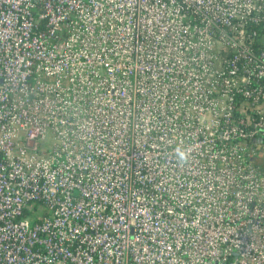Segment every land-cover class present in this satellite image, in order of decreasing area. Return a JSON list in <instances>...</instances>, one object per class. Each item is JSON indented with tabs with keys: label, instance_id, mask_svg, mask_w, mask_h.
<instances>
[{
	"label": "built area",
	"instance_id": "1",
	"mask_svg": "<svg viewBox=\"0 0 264 264\" xmlns=\"http://www.w3.org/2000/svg\"><path fill=\"white\" fill-rule=\"evenodd\" d=\"M0 264H264V0H0Z\"/></svg>",
	"mask_w": 264,
	"mask_h": 264
},
{
	"label": "clouds",
	"instance_id": "2",
	"mask_svg": "<svg viewBox=\"0 0 264 264\" xmlns=\"http://www.w3.org/2000/svg\"><path fill=\"white\" fill-rule=\"evenodd\" d=\"M176 152H177L178 160L180 162H186V160L188 158V153L184 150L179 149V148L176 150Z\"/></svg>",
	"mask_w": 264,
	"mask_h": 264
},
{
	"label": "rangeland",
	"instance_id": "3",
	"mask_svg": "<svg viewBox=\"0 0 264 264\" xmlns=\"http://www.w3.org/2000/svg\"><path fill=\"white\" fill-rule=\"evenodd\" d=\"M52 137H53L52 134L49 133L47 143L43 144L44 147L51 145V143L53 142Z\"/></svg>",
	"mask_w": 264,
	"mask_h": 264
}]
</instances>
